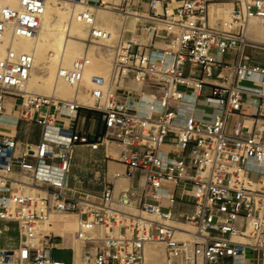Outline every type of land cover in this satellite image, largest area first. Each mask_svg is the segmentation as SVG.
Instances as JSON below:
<instances>
[{
	"label": "built area",
	"instance_id": "obj_1",
	"mask_svg": "<svg viewBox=\"0 0 264 264\" xmlns=\"http://www.w3.org/2000/svg\"><path fill=\"white\" fill-rule=\"evenodd\" d=\"M69 1L84 6L73 16L87 43L111 35L93 8L139 15L108 45V77L89 76L87 105L27 88L34 56L13 42L37 35L47 0H0V127L13 119V133L0 130V235L8 223L17 235L0 264H66L51 254L72 251L52 228L60 217L80 242L77 264H147L154 243L163 264H264V43L245 35L250 18L264 22V0ZM215 3L230 15L210 23ZM89 63L82 53L56 77L78 87ZM80 108L100 115L93 138L62 120ZM30 125L37 139L20 141ZM77 144L121 166L77 178L101 183L96 193L69 184ZM119 178L132 182L115 189ZM180 202L190 211L175 213Z\"/></svg>",
	"mask_w": 264,
	"mask_h": 264
},
{
	"label": "bare ground",
	"instance_id": "obj_2",
	"mask_svg": "<svg viewBox=\"0 0 264 264\" xmlns=\"http://www.w3.org/2000/svg\"><path fill=\"white\" fill-rule=\"evenodd\" d=\"M59 3L60 5H58L56 0H47L37 35L33 38L20 37L13 42V46L18 51L33 53V66L27 81V88L30 90L35 89L36 92L48 95L53 94L55 97L65 99L70 98V91L73 89L75 94L79 92L78 97L80 100H77L78 102L81 101L80 103L89 104L91 97L89 94V79L88 82L86 79L87 74H100L105 78L108 77L111 64V54L108 45L113 44L118 38L124 19L131 17V19L135 20L139 13L135 10L121 13L112 9L93 8L96 24L109 30L111 35L115 30V14H117V18L120 16L119 24L116 38L113 42L109 43L110 35L109 38L103 39L102 41L87 43L84 41L88 30L87 25L77 21L73 16L76 11L84 7L83 4L79 2L70 3L69 0H61ZM211 5L213 4L209 5L210 14L213 15L214 13L215 16L223 19L229 17L230 8L223 9V11H216ZM245 35L249 40L264 43V22L250 18L247 23ZM169 40L162 36H155L153 38V44L161 47L167 45ZM82 53H86L89 56L90 63L83 73V80L80 86L69 85L63 79L56 77V70L59 65L69 66L72 60ZM81 87L82 89L79 90ZM7 119V123L2 127L6 131L13 132V119L11 117ZM118 180L125 179L119 178L116 181ZM56 227H59L58 223H55V232L59 233L62 237H64V234H68L67 231L70 229L69 227L57 230ZM102 232L103 230L100 231V234ZM69 236L74 239L71 235ZM159 244L154 243L152 245V250L146 256L147 264H163V247ZM71 248L74 252L73 247ZM79 250L80 247L78 248V253ZM74 263L77 264V261Z\"/></svg>",
	"mask_w": 264,
	"mask_h": 264
},
{
	"label": "crops",
	"instance_id": "obj_3",
	"mask_svg": "<svg viewBox=\"0 0 264 264\" xmlns=\"http://www.w3.org/2000/svg\"><path fill=\"white\" fill-rule=\"evenodd\" d=\"M146 5V3H143ZM62 120L66 121L65 124L71 125L73 124L75 128L80 129L86 133L89 134L90 138H93L94 135L99 133L102 129V121L100 118V115L92 110L89 109H78L77 111V118L74 121H67L66 119L62 118ZM29 129L34 130V134L30 136V141H35L37 139L38 135V127L36 125H30L27 126ZM0 130L3 132H6V130L1 126ZM20 133V132H19ZM19 133H17V137L19 139ZM35 136V140L32 139V137ZM20 140V139H19ZM22 141V140H20ZM101 148V146L99 147ZM96 149V150H89L85 145L83 144H77L74 148L73 153V161L70 167V173L71 178L69 180L70 186L79 188L80 191H89V192H98L102 185L101 183H93V182H87L86 180H78V177H82L83 174H95L100 175L105 170V166H107L108 173L112 170H121V166L114 161L108 160L105 165V160L103 158V149ZM88 154V163H84V154ZM111 162L112 164L110 165ZM98 172V174H96ZM132 180H118L115 183V189H119L123 184H130ZM191 209L190 203L187 202H180L176 203L173 206V211L175 213L178 212H189ZM70 225V224H69ZM69 225H64L62 227H56L57 230L60 228L65 229L69 228ZM63 244L66 247H73L74 252L71 251L68 248H62L60 250H66L68 251V261H65L66 264H71L77 261V258L79 257L78 248L79 246L75 243V240L72 239L68 234H64L63 237ZM78 253V254H77ZM52 254V253H51Z\"/></svg>",
	"mask_w": 264,
	"mask_h": 264
},
{
	"label": "rangeland",
	"instance_id": "obj_4",
	"mask_svg": "<svg viewBox=\"0 0 264 264\" xmlns=\"http://www.w3.org/2000/svg\"><path fill=\"white\" fill-rule=\"evenodd\" d=\"M56 2L58 3V5H60L59 2H61V0H56ZM133 6L137 9H140V12H144L142 10H145V8H146V5L143 3H140V2L134 3ZM211 6L216 11H223V9L230 8V4H228V3H215ZM213 15H214V13H213ZM213 15L210 14V19H209L210 23H214L216 21V19L220 18V17H217L215 15L213 16ZM115 16H116V21L114 22L115 30L109 39V43L113 42L116 38V32H117L120 16H118L119 18H117V14H115ZM125 19H126L125 21L128 22L130 25H132L135 22V20L131 19V17H126ZM157 25H158V29H161V25L160 24H157ZM134 37L136 39H142L143 36H141V35L138 36L137 33H135ZM213 74H214V71H213ZM89 76H90V74L88 73L86 76L87 82H88ZM128 84L134 88H138L140 86L138 83H134V82H129ZM88 87H89V83H88ZM81 89H82V87L79 90H81ZM31 90L35 91V89H31ZM39 93H41V92H39ZM78 93L75 94V91H73V89H71L69 99L75 98L76 100L79 101L80 99L78 97V95H79ZM90 104H91V100H90L89 104H87V105H90ZM6 132L13 133V132H9V131H6ZM18 136H19L20 140H25L26 138H29L25 133H22V132H20ZM32 139L35 140V136H33ZM168 140H170V139H168ZM99 149L102 150L103 148L101 147ZM107 151L108 152L112 151V147L110 146V144L107 145ZM83 156H84L83 157L84 163H88V154L85 153ZM109 163H110V165L112 164L111 162H109ZM96 174H98V172H96ZM250 176L254 177V175L252 173L250 174ZM121 187H126V184H123ZM55 223H58L59 227L64 226L62 218L61 217L57 218L53 222V226H52L54 231H55ZM8 226H9L8 230L2 232L0 235V247H15L17 245V235H16L15 225H14V223H8ZM75 243L80 247L79 241L75 240ZM159 245H161V244H159ZM52 257L54 259H62V260L68 261L69 255H68V251H66V250L54 249L52 251Z\"/></svg>",
	"mask_w": 264,
	"mask_h": 264
}]
</instances>
